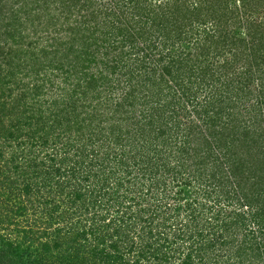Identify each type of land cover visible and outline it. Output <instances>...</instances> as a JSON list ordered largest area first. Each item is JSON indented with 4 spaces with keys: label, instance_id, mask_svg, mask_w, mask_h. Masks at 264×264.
Masks as SVG:
<instances>
[{
    "label": "rangeland",
    "instance_id": "1",
    "mask_svg": "<svg viewBox=\"0 0 264 264\" xmlns=\"http://www.w3.org/2000/svg\"><path fill=\"white\" fill-rule=\"evenodd\" d=\"M173 9L186 15L188 27H168ZM214 25L219 31L209 40L241 38L246 48L222 71L229 78L218 82L219 70L208 66L211 54L193 46ZM229 83L232 100L224 94ZM210 95L234 106L235 127L232 119L206 127L212 110L219 111L208 104ZM150 117L165 131L156 142L171 164L179 151L186 164L206 157L207 166L216 160L226 169L239 157L246 167L248 155L226 139L230 132L246 134L253 153L264 151V0H0V133L16 132L13 145L27 151V132H42L45 124L54 134L68 129L61 144L98 151ZM208 136L218 148L202 144ZM241 182L249 195L264 188L258 169Z\"/></svg>",
    "mask_w": 264,
    "mask_h": 264
},
{
    "label": "trees",
    "instance_id": "2",
    "mask_svg": "<svg viewBox=\"0 0 264 264\" xmlns=\"http://www.w3.org/2000/svg\"><path fill=\"white\" fill-rule=\"evenodd\" d=\"M174 7L179 6L174 2ZM172 12L175 21L167 20L168 27L181 31L191 23ZM205 29L193 46L202 56L211 54L208 66L219 70L216 82L228 79L222 71L232 68L238 49L246 50L244 41L218 36L213 42L209 38L218 26ZM230 85L224 94L232 100ZM208 101L219 111L212 110L216 118L206 120V127L233 121L230 102L213 95ZM151 121L118 132L98 151L61 144L68 129L54 134L44 130L45 124L40 134L27 132V151L26 145H13L20 137L16 132L0 133V264H264V188L260 193L249 189V195L241 182L257 169L264 179L262 148L253 153L246 134L239 138L230 132L226 139L248 155L246 167L239 157L229 164L225 153L226 169L216 160L207 166L206 157L186 164L179 151L171 164L156 142L165 131ZM235 126L233 121L230 128ZM203 143L215 144L211 136Z\"/></svg>",
    "mask_w": 264,
    "mask_h": 264
}]
</instances>
